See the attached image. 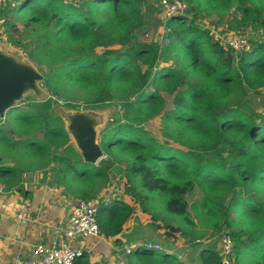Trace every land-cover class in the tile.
Masks as SVG:
<instances>
[{"label": "trees", "instance_id": "obj_1", "mask_svg": "<svg viewBox=\"0 0 264 264\" xmlns=\"http://www.w3.org/2000/svg\"><path fill=\"white\" fill-rule=\"evenodd\" d=\"M179 1L185 12L161 19L160 39L144 42L136 34L151 10L147 0H4L6 43L36 65L49 96L27 97L23 109L5 113L2 121L20 140L9 141L0 127V150L6 143L29 158L43 154L56 163L57 183L78 199L97 198L117 175L125 180L123 196L153 222L163 210L177 223L166 227L192 244L225 226L236 264H264V115L250 98L264 88V0ZM203 17L225 24L221 33L247 38L249 50L224 48L198 22ZM163 93L173 95V108L161 116L167 140L160 142L143 125L162 113ZM75 95L86 99V109L119 105L120 115L100 133L105 160L97 166L75 152L53 108L80 109L70 102ZM3 162L0 156V182L10 188L4 178L15 170ZM196 187L202 199L190 202ZM97 201L100 234L118 236L134 206L123 198ZM135 254L146 256L145 264H181L140 247ZM199 262L220 264L218 248L204 247Z\"/></svg>", "mask_w": 264, "mask_h": 264}, {"label": "crops", "instance_id": "obj_2", "mask_svg": "<svg viewBox=\"0 0 264 264\" xmlns=\"http://www.w3.org/2000/svg\"><path fill=\"white\" fill-rule=\"evenodd\" d=\"M0 50L10 56L14 55L3 50L1 46ZM14 170V183L4 178V181H10V188L0 182V264H13L16 260L30 259L32 250L37 245L51 247L65 243L68 215L78 200L69 194L66 187L57 183L53 172L36 175L29 167L18 166ZM116 181L119 179L115 177L110 182ZM116 186L113 184L111 192L107 194H104V190L101 191L98 200L109 201L111 196L110 200L119 198L120 189ZM122 198L125 203L133 205L134 208L138 207L129 197ZM138 211L140 210L135 209L134 215L118 236L106 238L100 234L98 237L78 238L70 242L74 250L81 251L74 264H135L128 261L126 257L129 255L120 259L117 252L133 247L135 250L139 247L144 249L138 241L143 236L144 227L152 224L157 226L160 223L153 222L150 216ZM157 229L160 239L165 241L162 244L158 238L155 240V244L162 248L160 252L181 264L200 263L199 253L205 246L201 244L204 242L197 244L196 241L202 239L195 240L192 244L190 240L182 238L180 233L170 232L160 224Z\"/></svg>", "mask_w": 264, "mask_h": 264}, {"label": "rangeland", "instance_id": "obj_3", "mask_svg": "<svg viewBox=\"0 0 264 264\" xmlns=\"http://www.w3.org/2000/svg\"><path fill=\"white\" fill-rule=\"evenodd\" d=\"M162 1L163 0H147L148 6H150L151 10L148 12L147 10L146 11L144 10L146 8H143V10H144V12H143L144 26H143V29L137 31V34H136V36H137V38L139 40L144 41V42H149V41H157V40L160 39V37H161V35L163 33V29H162V26H161L162 24L160 23V21H161V19L162 20H166L165 18H167L165 16V14H164V10H163V7H162ZM4 4L5 3H2V6H1L0 10L2 8L4 9V7H5ZM4 11H5V15L6 16H8V17L12 16V14L9 11H6V10H4ZM198 22H200V24L206 30H208L211 34H213L216 39H220V38L226 39L227 37H229L228 35H225V33H221L220 32V31L223 32V30L225 29V24L219 25L218 18H216V17H203V18L199 19ZM9 23H14V20H13L12 17L10 18V22ZM18 27L21 28V25L18 24ZM245 33L248 35V37H251V38H254V39L255 38L257 39V38L260 37V32H256V31H253V30H247ZM228 34H230V33H228ZM1 36H3V38H0V46L2 47V49L8 51L9 53L14 54L13 57H15L17 60L28 63L21 50L14 48V51H13V47H11V46L7 45V43H5L6 40H7L6 38L8 37V34L7 33H3L2 20H0V37ZM97 52L100 53L101 49H98ZM170 64H171V61L167 62L166 64L162 63L160 65V67L169 66ZM31 65L38 71V69H37L35 64L32 63ZM48 96H49V93L45 89L41 88L39 83H38V93H35L33 91L26 92L23 95L22 99L19 102H17L15 106H18V107H20V109H23L24 106H23L22 103L25 100V98L28 97L31 100L40 101V100H44ZM162 97L164 99V105H163L162 113L159 116H157L156 118L150 120L149 122H147V123H145L143 125V128L150 135H152L153 137L159 139L160 142H164L165 140H167L161 134V116L163 115L164 112H166V111H168V110L173 108V95H167V94L163 93ZM250 98L253 101V108L256 110V112H258L259 114L264 115V88L262 90H260L259 92L251 95ZM70 102H73L75 105H77L78 107L82 108V110L86 109L85 107H87V105L89 104V103H86L87 102L86 99L80 97L79 95L73 96L70 99ZM118 106L119 105L117 103H113L107 109H105V110H103L101 112H105L106 113V119L108 121H111V119H114V118H116L117 116L120 115V110H119ZM3 119H0V127L3 128L4 135L9 138V141H11V140H20V138L16 134L13 135V134L10 133V130H11L10 122L7 121V120L6 121H2ZM170 144L172 146L176 147V148H181L182 149V147H180L177 144L172 143L171 141H170ZM2 148H3V150H0V156H2V158L4 160L3 163L7 164V165H9V166H11L13 168L17 167V166L18 167H29V169L33 173H35L36 175H39V174L44 173V172L52 173L53 170L55 169L54 167L56 166V163L55 162L47 163V161H46V159H45L43 154L37 155V156H35L33 158H29V157H27L26 153L17 152V150H21L19 147H14V152H13V151H11V149H9L10 147L5 143V144L2 145ZM21 157L24 158V159L20 160L19 158H21ZM102 160H105V158L102 159ZM115 177H112V179L115 178ZM6 178H8L10 181H12L14 183V174L10 175V177H6ZM10 181H8V182L10 183ZM113 184H116L119 187L120 192L118 193V197L122 198L123 197L124 188H125L124 179L116 181V183L109 182L107 184V186H105L102 189V191L104 190V194H107L108 192H111V190H112L111 187L113 186ZM117 186H116V188H117ZM109 188H111V189L108 190ZM190 195H189L190 196V198H189L190 202H199L202 199V194H201L200 190L197 187L194 189V191ZM189 196H187V198ZM75 198L78 199L77 196H75ZM93 199L94 200H98V198H93ZM110 199H112V196L109 198V200ZM101 200L102 199H100L99 202ZM129 200H131V199L129 198ZM135 209L136 210H140L139 207H136ZM138 212L142 213L141 210L138 211ZM161 212H163V210L158 212V214L160 215L159 216L160 219H159L158 222H160L159 224L161 225V227H163V226L166 227V224H168V223H170L169 225H171V226L173 225V227L177 226V223L175 222V219H172L170 216L165 215L163 213L160 214ZM165 222H167V223H165ZM155 226H156L155 224H152V225H149L148 227H144L145 229H144L143 236H142V238L140 240H138L139 242L142 243V245L143 244L154 245L155 244V240L157 238L160 240V242L162 244L165 243V241L163 239H160V236L158 235L159 233L157 232L158 229ZM166 228L169 229L168 227H166ZM168 231H170V229ZM222 231L229 232L227 227H225V226L222 227ZM170 232H172V231H170ZM208 234H209V231L206 234V236H203L202 238H199V239H202L203 242H204V243H201V244H203L205 247H207V246L216 247V245L218 243V236H217L218 234L215 237H212V238H210L208 236ZM197 244H199V243H197ZM184 246H185V244L183 243L182 247H184ZM145 253L149 254V253H153V252L150 251V250H145ZM158 254L162 255V252H158ZM159 257L160 256H157L156 258L159 259ZM126 258L128 259V261H130L131 263L134 262L135 264H145V261L147 259L146 256H140L139 254L136 255L134 247L132 248V250H130V254ZM234 258H235V256H234Z\"/></svg>", "mask_w": 264, "mask_h": 264}, {"label": "water", "instance_id": "obj_4", "mask_svg": "<svg viewBox=\"0 0 264 264\" xmlns=\"http://www.w3.org/2000/svg\"><path fill=\"white\" fill-rule=\"evenodd\" d=\"M27 62L19 61L0 50V119L4 118L9 109L15 107L26 92L38 93V83L43 81V75L29 60ZM53 108L62 120L69 143L75 152L84 163L97 166L105 158L99 136L109 122L106 113L101 112L107 108L67 109L60 104H55ZM104 168L108 170L110 166L106 164Z\"/></svg>", "mask_w": 264, "mask_h": 264}, {"label": "built area", "instance_id": "obj_5", "mask_svg": "<svg viewBox=\"0 0 264 264\" xmlns=\"http://www.w3.org/2000/svg\"><path fill=\"white\" fill-rule=\"evenodd\" d=\"M4 0H0V8ZM162 7L167 18L181 15L185 12L186 5L179 0H163ZM166 19V18H165ZM228 35L226 39H217L224 48H229L236 53H246L249 50L247 38L234 33ZM82 110V108H80ZM99 203L94 199H78L74 203L67 219L65 229L66 242L59 246L37 245L33 248L31 257L28 260H16L13 264H74L81 255V251H76L70 246V242L75 239L93 238L100 236L97 212ZM198 240L196 243H201ZM144 250L160 252L161 246L158 244H143ZM217 248L219 250L220 264H236L234 258V241L226 231L218 235ZM132 248H126L117 252L120 259L130 254ZM114 264V263H111Z\"/></svg>", "mask_w": 264, "mask_h": 264}]
</instances>
